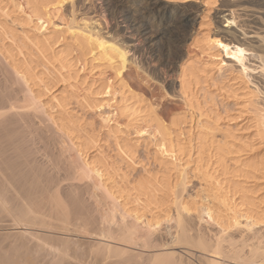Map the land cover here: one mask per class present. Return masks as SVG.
<instances>
[{
    "label": "rangeland",
    "instance_id": "obj_1",
    "mask_svg": "<svg viewBox=\"0 0 264 264\" xmlns=\"http://www.w3.org/2000/svg\"><path fill=\"white\" fill-rule=\"evenodd\" d=\"M156 1L171 10L182 7L195 20L188 24L190 38L180 45L178 60L172 65L158 59L141 58L136 51L139 44L129 34L119 33L124 25L118 24L114 16L100 14V3L96 0H85L78 6L74 0V8L66 2L62 7H49L46 12L34 8L29 0H0L1 50L7 57L6 63H13L32 76L29 84L36 105L31 108L38 110L32 112L33 123L38 122V127L44 128L45 133H56L59 138L62 137L61 130L67 134L60 139L61 143L58 142L61 145L48 149L36 139L34 147L40 148L37 161H42L40 164H46L47 168L50 164L62 166L69 159L79 162L78 154H83L91 167L103 172L107 188L114 194L119 193V201L126 210L135 211L134 214L139 211V214L149 215L151 210V213L162 215L168 208H173L170 204L172 198L165 197V201L160 196L162 194L159 197L164 198L163 205L149 204L142 199V206L146 207L138 208L132 188L142 179L174 184L185 178L184 195L188 201L200 205L209 198L214 208L224 213L225 220L239 208L235 203H240L241 187L245 191L251 190L259 207L264 209V176L255 178L253 174L236 170L233 173V168L239 165L236 162L264 156V144L260 141L254 116L255 108L263 107V79L257 69L256 74H250L251 83L258 90L248 94L245 86L236 79L235 68L223 66L215 72L213 66H208L207 56L197 48L206 42L207 36H213L214 17L229 0H215L216 4L214 0ZM236 1L232 0L233 3ZM131 4H126L123 9L133 11L135 7ZM196 11L200 13L197 15ZM245 13L250 14V10ZM261 22L264 24V18ZM82 37L104 39L124 49V66H120L117 57L108 62L97 55L96 60L91 61L90 55L83 54L77 45L76 38ZM43 45L47 47L44 54L39 51ZM259 54L264 56V52ZM45 57L50 58V62ZM58 60H62L63 68ZM189 63L196 68L194 73L199 83L195 89L199 90L187 106L179 94L178 76L181 68L190 67L187 66ZM248 63L252 69L258 65L251 57ZM204 69L208 78L199 73ZM231 81L239 86L237 94H233ZM19 83L17 88L21 85L25 90L23 83ZM133 105L139 108L135 115L131 113ZM212 135L216 145L235 144L236 149L226 156L225 161L213 157L214 152L208 147ZM61 147L65 150L63 159L58 152ZM120 147L127 151L129 158L120 153ZM85 182L91 183L90 180L72 183L81 186ZM222 194H225L226 208L219 203L223 200ZM10 225L9 222L0 223V264H24L30 258H34L35 264L52 261V254L36 253L33 257L29 255L31 252L20 250L19 244L25 236L16 234L23 229ZM36 231L51 237L64 238L67 235L64 231ZM86 241H91L90 244L97 242L91 237ZM177 247L173 252L184 250L183 246ZM88 252L91 251H86L80 264H114L117 261L115 258L98 259ZM193 254L200 256L197 251ZM72 260L67 259L68 264Z\"/></svg>",
    "mask_w": 264,
    "mask_h": 264
},
{
    "label": "bare ground",
    "instance_id": "obj_2",
    "mask_svg": "<svg viewBox=\"0 0 264 264\" xmlns=\"http://www.w3.org/2000/svg\"><path fill=\"white\" fill-rule=\"evenodd\" d=\"M84 1L75 0L76 6L82 5ZM29 2L43 12L49 7H62L66 2L74 8L75 3L74 0ZM96 2L100 3L99 10L103 17L114 16L118 24L124 25L119 33L129 34L139 44L136 51L141 58L158 59L171 65L178 60L180 45L190 38L188 24L195 21L188 10L182 7L171 10L156 0ZM128 3L135 7L133 11L130 8L123 9ZM247 9L250 14L245 15ZM196 12L197 15L200 13ZM214 18L216 26L213 36H207L206 42L197 48L202 55L207 56L208 66H213L215 72L223 66L235 68L236 79L245 86L248 94L256 92L258 89L251 83L250 74H256V69L259 70L264 83V56L259 54L264 52V24L261 22L264 18V0H237L235 3L229 0ZM1 37L0 34V40ZM77 41L81 52L90 55L91 61L96 60L97 55L108 62L117 57L120 66H124L125 50L114 43L86 37L76 38ZM46 50L44 45L39 47L42 54ZM250 57L258 62L257 66H253L255 69L248 63ZM45 58L50 62V58ZM6 59L0 46V223L9 222L10 226L23 229L16 234L25 236L19 244L20 250L31 252L29 255L32 256L36 253L52 254L53 259L48 264H68L69 258L79 263L89 250L98 259H117H114V264H264V209L259 207L251 190L240 188V203L236 204L234 200L235 206L239 208L225 220L224 213L214 208L209 198L200 205L188 201L184 195L185 178L174 184L142 179L132 188L137 207H146L142 206V199L149 204L163 205L162 200L171 197L172 200L167 199L173 208H168L162 215L151 213V210L149 215L139 214L138 210L134 214L135 211L126 210L119 201V193L114 194L107 188L103 172L95 166L91 167L83 154H78L79 162L69 159L66 163L62 162V166L50 164L51 169L50 165L47 168L46 164H40L42 161H37L40 148L34 147V141H41L42 146L48 149L53 145H61L58 142L67 134L61 130L62 137L59 138L60 135H52L47 129L50 133H45L44 128L38 127V122H34L37 124L34 125L32 112L38 110L31 108V105H36V97L29 84L32 76L29 72L19 70L15 64L6 63ZM58 62L63 68L62 60ZM187 66L190 67L181 68L179 72V94L182 101L190 106L199 90L195 89L199 79L194 73L196 68L190 63ZM199 73L208 78L205 69ZM232 81L230 87L234 89L233 94H237L235 92L240 90L239 86ZM17 83H23L25 92L21 85L17 88ZM262 104L263 107L255 108L254 116L260 141L264 144V99ZM134 106L130 108L135 115L139 108ZM214 144L216 142L212 135L208 147L214 152L213 157H219V161H225L226 156L236 149L234 143ZM119 151L129 158L123 147ZM58 152L63 159L65 150L61 147ZM236 163L239 165L233 168V173L236 170L238 173L253 174L255 178L264 176V156ZM75 180H90L91 183L85 182L78 186L72 183ZM159 194L164 198H160ZM224 195L220 196L223 200L219 203L226 208ZM69 226L72 228L69 229ZM36 230L50 233L64 231L67 235L64 238L51 237L40 235ZM86 237L94 238L97 242L90 244L91 241L87 242ZM84 245L87 246L83 248ZM177 246H183L184 250L173 252ZM195 251L200 256L193 254ZM31 259L28 262L25 259L24 264H35L34 258L30 262Z\"/></svg>",
    "mask_w": 264,
    "mask_h": 264
}]
</instances>
